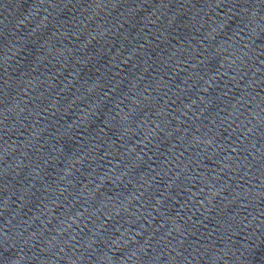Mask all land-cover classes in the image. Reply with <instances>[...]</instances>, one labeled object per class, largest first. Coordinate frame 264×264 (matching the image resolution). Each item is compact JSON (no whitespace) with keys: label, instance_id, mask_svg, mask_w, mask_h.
Instances as JSON below:
<instances>
[{"label":"water","instance_id":"obj_1","mask_svg":"<svg viewBox=\"0 0 264 264\" xmlns=\"http://www.w3.org/2000/svg\"><path fill=\"white\" fill-rule=\"evenodd\" d=\"M0 264H264V0H0Z\"/></svg>","mask_w":264,"mask_h":264}]
</instances>
